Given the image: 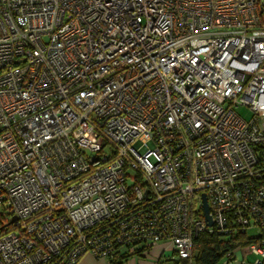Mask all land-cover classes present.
Masks as SVG:
<instances>
[{
  "label": "built area",
  "instance_id": "built-area-1",
  "mask_svg": "<svg viewBox=\"0 0 264 264\" xmlns=\"http://www.w3.org/2000/svg\"><path fill=\"white\" fill-rule=\"evenodd\" d=\"M203 232L264 259V0H0V264Z\"/></svg>",
  "mask_w": 264,
  "mask_h": 264
},
{
  "label": "trees",
  "instance_id": "trees-1",
  "mask_svg": "<svg viewBox=\"0 0 264 264\" xmlns=\"http://www.w3.org/2000/svg\"><path fill=\"white\" fill-rule=\"evenodd\" d=\"M259 237L251 238L246 234H237L229 239H222L215 234L201 233L194 240V264H218L228 251H233L238 246H247L259 242ZM160 259L155 264H162ZM187 262V261H184ZM119 263L115 264H120ZM259 264H264V259Z\"/></svg>",
  "mask_w": 264,
  "mask_h": 264
},
{
  "label": "rangeland",
  "instance_id": "rangeland-1",
  "mask_svg": "<svg viewBox=\"0 0 264 264\" xmlns=\"http://www.w3.org/2000/svg\"><path fill=\"white\" fill-rule=\"evenodd\" d=\"M236 110H237L238 114L240 116H242L246 120H249L251 118V116H252L251 111L247 107H245V106L238 107ZM250 233H254V232H250ZM248 234L246 236H248ZM160 246H161V249L160 250L162 251V249H164L165 246L162 245V244H160ZM166 251H167V253H170L171 252L170 249H168ZM195 254H196V251L193 252V258L190 260V262H184V261H181V260H179L177 258L171 259L168 256H167V258H164L165 256H163V259L164 260H163L162 264H194V255ZM256 257H257L256 255H254L253 257L252 256L250 257V258H252V263L251 264H253V262L255 261V258ZM156 259L157 258L154 259L153 253L150 252V253H148L144 257H141L139 255L130 256V257L127 258L126 261H122V263H120V264H151V263L155 262ZM241 259H242L241 253H236L235 254V260H241ZM115 262L116 263H119L120 262V259H116ZM222 262L223 263H226V262H224V260ZM218 264H221V261Z\"/></svg>",
  "mask_w": 264,
  "mask_h": 264
},
{
  "label": "crops",
  "instance_id": "crops-1",
  "mask_svg": "<svg viewBox=\"0 0 264 264\" xmlns=\"http://www.w3.org/2000/svg\"><path fill=\"white\" fill-rule=\"evenodd\" d=\"M161 246L160 245H156L154 247H152L149 251L153 253V257L154 259L157 260H161L163 261V256H166L168 253L167 252H164L163 250L161 251ZM236 253H241L242 255V259L241 260H235V254ZM140 256V255H139ZM253 257L254 255L251 254V253H247L245 251V246H238L236 247L234 250H233V259L232 261H230L229 263H223L221 260V264H251L252 263V258L250 257ZM141 257H144V256H141ZM164 258H167V257H164ZM155 261V262H156ZM155 262L151 263V264H155ZM122 263V262H121ZM77 264H115V263H111L105 259H102V258H97L95 257L94 255H92L91 253H84L78 260Z\"/></svg>",
  "mask_w": 264,
  "mask_h": 264
},
{
  "label": "water",
  "instance_id": "water-1",
  "mask_svg": "<svg viewBox=\"0 0 264 264\" xmlns=\"http://www.w3.org/2000/svg\"><path fill=\"white\" fill-rule=\"evenodd\" d=\"M202 206H203L204 216H205V220L207 222V225H211V218L209 215L208 205H207V202H206L204 195H202Z\"/></svg>",
  "mask_w": 264,
  "mask_h": 264
}]
</instances>
